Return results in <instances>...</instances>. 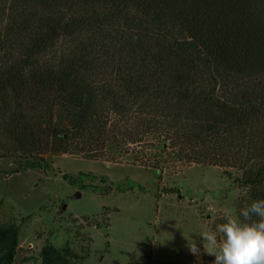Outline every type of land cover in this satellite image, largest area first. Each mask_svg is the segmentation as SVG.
<instances>
[{"label":"trees","instance_id":"16d2710c","mask_svg":"<svg viewBox=\"0 0 264 264\" xmlns=\"http://www.w3.org/2000/svg\"><path fill=\"white\" fill-rule=\"evenodd\" d=\"M110 115L133 116L129 139L170 161L238 173L237 216L264 199V0H0V151L12 173L82 153ZM18 234L0 225V264L13 263ZM80 259L40 251V264Z\"/></svg>","mask_w":264,"mask_h":264},{"label":"rangeland","instance_id":"374dc122","mask_svg":"<svg viewBox=\"0 0 264 264\" xmlns=\"http://www.w3.org/2000/svg\"><path fill=\"white\" fill-rule=\"evenodd\" d=\"M108 121L98 143L46 155V168L12 173L16 164L0 151V225L19 226L12 264H40L47 243L68 246L81 256L76 264H211L188 246L225 211L237 216L239 174L170 161L147 139L134 143L133 116Z\"/></svg>","mask_w":264,"mask_h":264},{"label":"clouds","instance_id":"9594fccd","mask_svg":"<svg viewBox=\"0 0 264 264\" xmlns=\"http://www.w3.org/2000/svg\"><path fill=\"white\" fill-rule=\"evenodd\" d=\"M222 220L200 232L189 252L214 257L211 264H264V199L252 201L238 216L225 211Z\"/></svg>","mask_w":264,"mask_h":264}]
</instances>
